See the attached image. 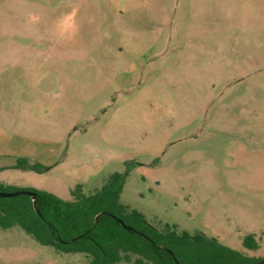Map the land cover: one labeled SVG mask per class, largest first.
I'll return each mask as SVG.
<instances>
[{
	"label": "rangeland",
	"instance_id": "rangeland-1",
	"mask_svg": "<svg viewBox=\"0 0 264 264\" xmlns=\"http://www.w3.org/2000/svg\"><path fill=\"white\" fill-rule=\"evenodd\" d=\"M0 168L64 200L128 170L151 225L264 257V0H0ZM0 264L89 259L0 227Z\"/></svg>",
	"mask_w": 264,
	"mask_h": 264
},
{
	"label": "trees",
	"instance_id": "trees-1",
	"mask_svg": "<svg viewBox=\"0 0 264 264\" xmlns=\"http://www.w3.org/2000/svg\"><path fill=\"white\" fill-rule=\"evenodd\" d=\"M14 168L45 171L25 158ZM127 175L128 170L109 175L90 194L78 184L70 200L46 190L25 189L36 194V206L27 194L0 197V227H20L41 245L62 253L85 254L89 264L130 262L132 255L138 256L136 264H264V257L249 256L201 232L190 233L170 224L162 229L151 225L143 213L121 201ZM14 190L20 189H7L0 183V191ZM243 247L257 250L259 242L247 235Z\"/></svg>",
	"mask_w": 264,
	"mask_h": 264
},
{
	"label": "water",
	"instance_id": "water-1",
	"mask_svg": "<svg viewBox=\"0 0 264 264\" xmlns=\"http://www.w3.org/2000/svg\"><path fill=\"white\" fill-rule=\"evenodd\" d=\"M20 194H27V195H30L32 196V199H33V203H34V206H36V194L32 191H29V190H24V189H20V190H16L14 192H4V191H0V197H11V196H15V195H20ZM120 222H122V220L118 219ZM122 224L127 228V229H130L129 226L125 225L123 222Z\"/></svg>",
	"mask_w": 264,
	"mask_h": 264
}]
</instances>
